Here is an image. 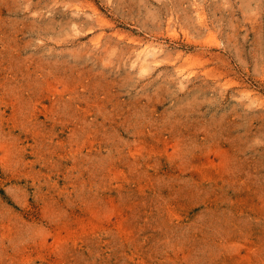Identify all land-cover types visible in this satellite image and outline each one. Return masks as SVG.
Instances as JSON below:
<instances>
[{"label": "rangeland", "instance_id": "1", "mask_svg": "<svg viewBox=\"0 0 264 264\" xmlns=\"http://www.w3.org/2000/svg\"><path fill=\"white\" fill-rule=\"evenodd\" d=\"M0 264H264V0H0Z\"/></svg>", "mask_w": 264, "mask_h": 264}, {"label": "bare ground", "instance_id": "2", "mask_svg": "<svg viewBox=\"0 0 264 264\" xmlns=\"http://www.w3.org/2000/svg\"><path fill=\"white\" fill-rule=\"evenodd\" d=\"M85 8V7H84ZM94 8V7H93ZM153 44V43H152ZM149 46L147 47V49L145 50V54H147L149 52ZM152 48V47H151Z\"/></svg>", "mask_w": 264, "mask_h": 264}]
</instances>
